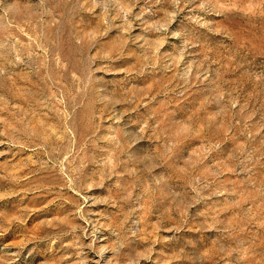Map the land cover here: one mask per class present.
I'll return each mask as SVG.
<instances>
[{"label": "rangeland", "instance_id": "obj_1", "mask_svg": "<svg viewBox=\"0 0 264 264\" xmlns=\"http://www.w3.org/2000/svg\"><path fill=\"white\" fill-rule=\"evenodd\" d=\"M0 264H264V0H0Z\"/></svg>", "mask_w": 264, "mask_h": 264}]
</instances>
